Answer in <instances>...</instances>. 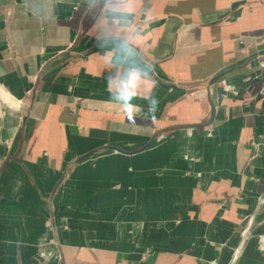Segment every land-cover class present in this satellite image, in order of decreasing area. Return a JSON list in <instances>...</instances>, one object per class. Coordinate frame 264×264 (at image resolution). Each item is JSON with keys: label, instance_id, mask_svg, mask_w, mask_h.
Returning <instances> with one entry per match:
<instances>
[{"label": "crops", "instance_id": "1", "mask_svg": "<svg viewBox=\"0 0 264 264\" xmlns=\"http://www.w3.org/2000/svg\"><path fill=\"white\" fill-rule=\"evenodd\" d=\"M246 232L264 0H0V264H241Z\"/></svg>", "mask_w": 264, "mask_h": 264}, {"label": "rangeland", "instance_id": "2", "mask_svg": "<svg viewBox=\"0 0 264 264\" xmlns=\"http://www.w3.org/2000/svg\"><path fill=\"white\" fill-rule=\"evenodd\" d=\"M248 240L251 242L247 249L248 258L241 264H264V234L251 236Z\"/></svg>", "mask_w": 264, "mask_h": 264}, {"label": "water", "instance_id": "3", "mask_svg": "<svg viewBox=\"0 0 264 264\" xmlns=\"http://www.w3.org/2000/svg\"><path fill=\"white\" fill-rule=\"evenodd\" d=\"M224 74H225V72H221L220 74H217V76H215V79H218L219 77H221V76L224 75ZM247 238H248V234H247V232H246V233L244 234V236H243V239H242V243H243V244L246 242Z\"/></svg>", "mask_w": 264, "mask_h": 264}, {"label": "bare ground", "instance_id": "4", "mask_svg": "<svg viewBox=\"0 0 264 264\" xmlns=\"http://www.w3.org/2000/svg\"><path fill=\"white\" fill-rule=\"evenodd\" d=\"M240 247H241V248H240ZM240 247H238V248L235 250L234 260H235V258H237L238 255L241 253L242 245H241ZM229 258H230V257H229Z\"/></svg>", "mask_w": 264, "mask_h": 264}, {"label": "clouds", "instance_id": "5", "mask_svg": "<svg viewBox=\"0 0 264 264\" xmlns=\"http://www.w3.org/2000/svg\"><path fill=\"white\" fill-rule=\"evenodd\" d=\"M153 103H154V105H155V104L157 103V101H154Z\"/></svg>", "mask_w": 264, "mask_h": 264}]
</instances>
